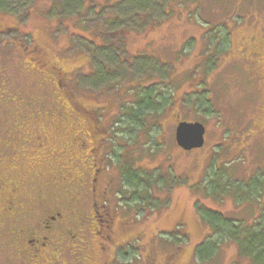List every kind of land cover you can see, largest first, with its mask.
<instances>
[{"label": "rangeland", "instance_id": "obj_1", "mask_svg": "<svg viewBox=\"0 0 264 264\" xmlns=\"http://www.w3.org/2000/svg\"><path fill=\"white\" fill-rule=\"evenodd\" d=\"M0 1L7 2L8 5L2 7L12 11V14L0 12V108L4 106L18 113L29 112L39 103H35L39 96L51 105L53 73L44 65L38 67L37 55L29 51L32 45L35 47L39 43L43 48L44 62L53 63L57 58L71 63L74 69L72 79L78 83V87L95 92L100 98L98 104L101 108L89 117L95 121H92L95 126L100 124L101 119L104 125L110 124L104 133L95 134L97 138L100 135L108 136V154L119 141V150L125 152L124 159L142 167L158 168L161 173L171 172L182 180L172 187L171 182L170 187L156 189V196H160L162 205L145 206L139 213L133 203L129 205L130 191H124L119 173L113 172L114 180L106 192L107 203L102 208L108 212V218L104 219L101 215V222L108 227L105 234H109L110 227L121 218L137 224L134 228L138 236L135 240L130 238L128 244L126 240L124 247L118 250L119 254L114 253L113 245L105 241L109 237L105 236L104 243L108 246L111 264H126L128 259V264H133L135 260L141 263L153 245L158 252L157 262L163 263L172 243L162 240L160 232H168L175 224L183 225L188 243L183 247V253L175 252L170 264H194V246L209 231L208 228L204 231L200 229L195 207L197 200L237 218H248L253 213L246 202L237 205L231 195L215 200L196 187L213 159L215 144L223 136H233L234 132L240 139L236 152L232 144L225 151L232 153L229 159L231 164L226 166L228 173L245 179L253 170L264 171V136L253 138L254 130L250 129L249 122L250 116L255 113L254 106L260 101L258 81L253 75L247 78L241 70L245 67L243 63L233 61L234 50L238 47L231 45L226 50L222 49L221 44L226 35L228 39L232 37L233 42L259 28L248 24L236 27V24L244 18L245 12L259 11L264 0H257L248 11L244 4L237 6V0H154L149 7L138 8L135 13L130 11V17L136 20L140 16L147 18L141 25L127 21L111 22V17L114 18L115 12H120V9L116 4V7L101 9V4L107 3L106 0H86L85 8L79 0H67L68 6L65 7L62 0H34L30 13L27 17L19 16L20 19L13 15L23 9L18 0ZM53 5L57 7L53 8ZM10 6L12 10L8 8ZM236 6L240 10L238 14L235 12ZM62 14L64 17L61 19ZM120 15L125 17L126 13ZM262 18L259 15V20ZM25 40L28 42L27 48H24ZM59 79L63 82L62 77ZM150 82L165 87V90L172 89L176 104L183 99L181 104L175 106L179 110L177 119L172 115L162 117L160 133L156 134L155 131L151 137L157 141L158 147L152 155L148 152V148L153 147L151 138H145L141 133L140 139L133 145L126 124L116 122L121 108L131 101L132 93L128 87H145ZM45 88H49V92ZM193 96L197 97L196 101L189 100ZM105 98L114 101L105 106ZM205 99L207 103H204ZM207 105L214 108L216 114L220 112V122L231 130L226 133L222 131L225 128L218 124L216 114L204 110ZM53 110L58 111L57 107ZM5 115L11 116L13 112H5ZM195 119L206 125L205 144L200 148L184 150L175 140L176 125L180 120ZM2 123L8 125L11 122L4 120ZM91 126L95 130V126ZM129 144L131 148H127ZM1 149L4 148L0 146ZM0 154L6 155V151H0ZM113 157L116 160L114 153L110 159L108 157V172L111 174ZM260 204L264 206V202ZM84 206L90 208V200L86 199ZM260 206L253 210L255 214L260 213ZM113 212L118 214L113 217ZM2 240L0 264H21L11 252L8 237H2ZM123 240L118 238L117 242ZM128 246L130 248L126 251ZM89 248L96 252L94 245ZM233 254L232 247L222 244L215 259L196 264H234ZM125 256L128 259L123 260ZM67 260L75 261L69 253ZM81 262L76 260L75 264Z\"/></svg>", "mask_w": 264, "mask_h": 264}, {"label": "trees", "instance_id": "obj_2", "mask_svg": "<svg viewBox=\"0 0 264 264\" xmlns=\"http://www.w3.org/2000/svg\"><path fill=\"white\" fill-rule=\"evenodd\" d=\"M63 7L66 5L68 6L67 0H62ZM113 1V2H112ZM156 1V0H155ZM183 2H189L192 0H182ZM197 1V0H196ZM242 1V2H241ZM19 4L23 6V11L18 12V14H13L17 19H20V17H27L28 13H30L31 7L34 3V0H18ZM79 2L82 4V7H86L87 3L86 0H79ZM107 3L101 4V9H104L106 7H116V5H119L120 12H115L114 18L110 20L111 22L119 21L121 23H124L125 21L133 22V24L141 25L144 21L147 20V18L144 16H140L137 20L134 17H130V11L133 13L136 12V9L146 8L149 7V5H153L154 0H106ZM112 2V3H111ZM257 0H237L236 5L241 7L245 6L247 8V11L256 4ZM157 3V2H156ZM55 4V3H54ZM116 4V5H114ZM8 5L7 2L0 1V12L4 13H11L12 11L8 9H4L2 6ZM236 6V7H237ZM57 5H53V8H56ZM240 7V9H241ZM12 10V7H8ZM65 9V8H64ZM75 11V10H74ZM238 7L235 9V12L239 13ZM261 12V14H258ZM65 11L63 12V14ZM77 13H81L80 11ZM126 13V16L123 17L120 14ZM62 14L61 19L64 17ZM246 14L244 18L236 24V27L239 26H245V24L253 26V23L256 24V22L259 20V15H262L263 18L260 20L261 22L257 24V26L261 27L262 24H264V3L262 5V8L254 12L249 11L245 12ZM148 16V14H144ZM20 16V17H19ZM154 18V17H152ZM60 19V20H61ZM257 28L256 32L258 34L263 35L261 31H264L263 28ZM251 28V27H247ZM231 30V29H230ZM253 32H249L245 34V37L242 38V40H237L232 42V37H229L226 35L225 39L223 40L222 49L228 48L231 45H234L238 47V49H235V54L233 61L243 63V65L246 67H243L241 70H243L248 78L249 76V70L246 66V61L244 62L242 59L246 58L245 53L246 50H249V40L253 38ZM229 34V32H228ZM28 42L31 43V41L27 38ZM243 41V42H242ZM28 42L24 41V48H27ZM26 43V44H25ZM21 45H23L22 42H20ZM245 48V49H244ZM247 48V49H246ZM31 53L37 55V66L44 65L51 73L54 72L53 66L50 63H46L43 53V48L38 43L35 45V47L32 45L30 50ZM233 53V52H232ZM250 57V56H249ZM57 59V58H56ZM92 59V56H91ZM55 60V59H54ZM61 61L60 59H57ZM241 60V61H240ZM44 62V63H43ZM68 63V64H66ZM60 65L65 66V70L69 72V77L72 78V75L74 74V69H72L71 63L66 61H61ZM248 65V63H247ZM108 67V66H107ZM251 67V66H250ZM252 68V67H251ZM71 72V73H70ZM236 72H238V69L236 68ZM77 76V75H76ZM61 78V77H59ZM143 78V76H142ZM63 82H60L62 86H57V84L54 82L52 91L50 92L51 95V105L49 103L45 102L44 99L39 96L36 101H39V103H36L37 106L32 108V111L25 112V111H18L11 110L8 108H0V113L2 121L8 120L11 123L5 124L3 126H0L2 132H15L14 130V122L20 118V116H23L24 118L32 119V118H41L48 124H53L55 127L56 125L61 124V119L65 120L67 116H69L70 111L69 108H67V105L63 99V92L62 89L64 87L65 80L62 77ZM257 79V78H256ZM53 81V80H52ZM70 84H73L78 87V83L74 81V78L69 81ZM151 83V84H150ZM145 87L143 86H132L128 87L129 91H131V101L125 106L124 108H121V112L116 117V122H123L124 125L126 124L128 129V134H130L131 142L136 143L138 139H140L141 133H144L145 138H151L154 136V132L160 133V130L163 125L162 117L171 116L174 117V119H177L178 116V107L175 106L182 103L183 99H181L180 102H177V104L173 101L172 96V89L165 90V87H160L159 85L155 84L154 82H150ZM46 91L49 92V88H45ZM76 90V89H74ZM77 90V92H78ZM81 90V89H80ZM76 92V94H77ZM76 94L71 95L70 98L73 101H76ZM260 101L256 103L254 106L255 113L250 116L249 122H250V129L253 128V138L257 136H264V98L262 97L261 90L259 93ZM188 99V97H187ZM186 99V100H187ZM190 101H196L197 97L193 96V98L189 99ZM203 102V100H202ZM124 103V102H123ZM204 103H207V100H204ZM57 107V110H53V108ZM175 107V108H174ZM205 111H210L212 114H216V111L214 108H212L210 105H207L206 108H204ZM60 111V113H59ZM5 112H13V115L6 116ZM59 113V114H58ZM77 115V114H76ZM74 118L76 117L74 114H71ZM78 116V115H77ZM168 117V118H169ZM216 117L218 118V124L222 126V129L225 128V130H222L226 133V131L231 130V128L226 127L220 122V112H217ZM34 119V120H35ZM101 119V117L99 118ZM102 120V119H101ZM100 120V121H101ZM196 120V119H195ZM103 122V120L101 121ZM107 127H109V123H106ZM97 128V127H96ZM160 129V130H159ZM221 131V133H222ZM234 135L222 137L220 141H218L215 144L214 147V155L213 159L208 164L207 168L209 169L205 170V173L202 177V180L199 183V186L196 187L202 192L210 194L215 200H220L222 196L231 195L235 203L240 204L242 201L246 202V206L249 207V210L253 212L248 218H237L234 215L227 214L226 212H221V209L210 207L208 204L201 200H197L195 202L196 212H197V219L200 224V229L203 231L208 228L209 231H207L206 234H204L202 241L195 244L194 252L192 254L193 256V262L194 264L200 263L201 261H207L215 259V257L219 253V249L222 244H226L229 247H232V250L234 251V254L232 256V260L234 264H241L243 262H246L247 264H264V206H260L262 202H264V171L253 170L250 172L247 178H236L233 177L228 171L226 170V166L231 164L230 155L232 153H225L226 150L230 149L231 144L235 147L234 152H236L237 142L239 141L240 137L237 136V133H233ZM98 136V135H97ZM249 136V135H248ZM102 136L100 135L99 139H101ZM153 141V147L150 146L148 148V152L150 155L154 153V149H158L157 141L153 138H151ZM116 143V140H115ZM120 142H117V145H115L111 151V153L108 155L109 159L111 158V155L114 153V156L116 154V160H114V167L112 168L111 173L108 172V168L105 169L102 172H95L96 180L93 182V184L97 187V192L99 193V198L96 201L95 207L98 209L100 213H102V217L104 219L108 218L107 214L108 212L103 208V206L107 203L106 202V190L108 189V184H112V181L114 180V173H119V177L121 180V184L123 185L124 191H130V200L129 205L132 204L139 213L142 211V208L145 206H156L159 207L161 204V200L159 199V195L155 193L156 189H164L165 187H171L174 185L178 180L179 182H182L181 179L177 178V176L173 175L171 172H165L158 168L152 169L149 166H140L139 164H135L129 160L124 159L125 152L123 149L119 150L120 147L118 146ZM118 149H116V148ZM131 148L130 144L127 146V148ZM126 148V149H127ZM217 148V149H215ZM106 150H108V147L106 146ZM118 150V151H117ZM154 150V151H153ZM241 151V150H240ZM189 153V152H188ZM108 157L106 159V165H108ZM220 159V161H219ZM164 160H162L163 163ZM149 167V168H148ZM114 172V173H113ZM167 175V176H166ZM162 198V197H161ZM163 199V198H162ZM167 200V199H165ZM260 206V213L255 214L254 209L258 208ZM102 212H101V211ZM79 213V211L77 212ZM76 213V215H77ZM126 213V212H125ZM111 214V213H109ZM118 213L113 212L112 216L115 217ZM234 216V217H233ZM79 217V215L77 216ZM72 219V217L70 216ZM117 219V218H116ZM128 220V218H127ZM133 220H135L133 218ZM101 221L103 219H100V229L103 231V234L106 237H109V240H105L108 245H113V251L114 253L119 254V249L121 247H124V244L130 242V238L136 239L138 236V232H136L135 228L137 224H133L131 221H125L123 219H117V223L112 225L110 227V230H108L109 234H105L107 232L106 225H104ZM109 222V220H106ZM136 221V220H135ZM133 224V225H132ZM103 226V228H102ZM201 230V231H202ZM85 234V232H84ZM165 235V237H164ZM160 237L164 241H168L172 243L171 249L169 253L164 257L162 260L163 263L157 262L158 260V252L154 249L153 245L151 252L147 254V256H144L142 258V262L138 263V260H135L136 262H132L133 264H170L172 262V259L174 257L175 252L183 253V247L185 246L187 242L186 240V233L183 230V225L175 224L174 227L171 228V230H168V232H160ZM118 238L125 239L122 242L118 243ZM105 244V243H104ZM130 246H133L131 244ZM130 246L127 247L126 251L129 250ZM108 246H104L103 248H100V251H97L96 254L100 257L99 262H102L105 259L109 260L110 254L107 252L109 249ZM106 249V250H105ZM124 251V253H126ZM94 255V252H93ZM128 257H124L123 260ZM76 260V259H74ZM78 260V259H77ZM111 260V259H110ZM132 261V259H130ZM144 261V262H143ZM126 264L129 263V259L126 260Z\"/></svg>", "mask_w": 264, "mask_h": 264}, {"label": "flooded vegetation", "instance_id": "obj_3", "mask_svg": "<svg viewBox=\"0 0 264 264\" xmlns=\"http://www.w3.org/2000/svg\"><path fill=\"white\" fill-rule=\"evenodd\" d=\"M256 29L242 60L248 63L249 76L257 78L264 98V31L260 35ZM60 62L49 63L54 69L53 82L60 87L59 77L65 80L61 89L69 116L60 118L61 124L55 127L41 118L20 116L14 122L15 132H0L4 148L0 151H6L0 154V244L2 237H8L11 252L21 264H75L77 259L82 264H111L105 258L99 262L100 257L89 248L94 245L99 252L105 246L102 213L95 207L99 193L93 182L95 172L108 168V136H95L104 133L107 124L92 123L89 115L98 113L100 98L70 84L72 78ZM74 94L76 101L70 98ZM113 101L105 98V106ZM86 199L90 208L84 206ZM68 253L76 260L68 262Z\"/></svg>", "mask_w": 264, "mask_h": 264}, {"label": "water", "instance_id": "obj_4", "mask_svg": "<svg viewBox=\"0 0 264 264\" xmlns=\"http://www.w3.org/2000/svg\"><path fill=\"white\" fill-rule=\"evenodd\" d=\"M206 130L200 120H180L175 128L176 143L184 150L200 148L205 144Z\"/></svg>", "mask_w": 264, "mask_h": 264}, {"label": "bare ground", "instance_id": "obj_5", "mask_svg": "<svg viewBox=\"0 0 264 264\" xmlns=\"http://www.w3.org/2000/svg\"><path fill=\"white\" fill-rule=\"evenodd\" d=\"M31 244V243H30Z\"/></svg>", "mask_w": 264, "mask_h": 264}]
</instances>
